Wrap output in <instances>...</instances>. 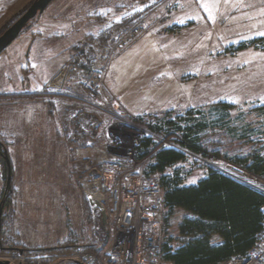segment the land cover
<instances>
[{
	"label": "rangeland",
	"instance_id": "obj_1",
	"mask_svg": "<svg viewBox=\"0 0 264 264\" xmlns=\"http://www.w3.org/2000/svg\"><path fill=\"white\" fill-rule=\"evenodd\" d=\"M33 1L0 0V34ZM261 33L264 0H53L0 53V152L8 156L0 160V259L94 263L111 244L131 242L102 224L84 188L108 162L147 178L158 174L146 171L158 149H179L188 183L208 166L228 169L236 152L264 151ZM96 75L108 103L86 86ZM213 108L237 128L221 158L148 126L190 110L211 120ZM246 124L254 132L242 137ZM145 135L154 143L139 158ZM184 214L170 215L166 236Z\"/></svg>",
	"mask_w": 264,
	"mask_h": 264
},
{
	"label": "trees",
	"instance_id": "obj_2",
	"mask_svg": "<svg viewBox=\"0 0 264 264\" xmlns=\"http://www.w3.org/2000/svg\"><path fill=\"white\" fill-rule=\"evenodd\" d=\"M218 109L211 111L215 112L211 120L196 117L190 110L185 115L158 118L148 126L156 131H177L182 145L193 153L221 158L223 140L237 128L225 121L226 114L219 113ZM198 113L206 114L201 110ZM216 127L220 130H213ZM241 131L242 137L249 131L254 132L248 124L243 130L241 127ZM153 143L150 135L143 136L136 146L137 157L145 156ZM228 158L233 165L264 177L262 149L236 152ZM184 160L182 151L165 147L156 151L153 161L146 167L148 174L160 176L166 206L164 234L166 228L171 227L170 215L178 210L186 211L178 218L172 233L164 236L165 261L169 264H212L233 255H245L262 230L264 191L213 166H208L205 175L195 182L186 183L184 169L180 167Z\"/></svg>",
	"mask_w": 264,
	"mask_h": 264
},
{
	"label": "built area",
	"instance_id": "obj_3",
	"mask_svg": "<svg viewBox=\"0 0 264 264\" xmlns=\"http://www.w3.org/2000/svg\"><path fill=\"white\" fill-rule=\"evenodd\" d=\"M101 61L104 58L100 59ZM102 76H93L86 81L88 90L97 94L99 103H108L110 97L103 94ZM112 105L114 101H112ZM115 107V106H114ZM122 163L111 161L99 170L86 184L87 194L98 199L106 212L107 221L103 222V212L100 207H93L98 212L102 224L112 232L123 230L130 233L131 242H115L102 252L99 257H91L94 263L85 260L83 255L72 258L84 264H169L164 259V216L166 206L163 197L160 176L141 178L138 173L131 172ZM228 173L262 191L264 177L251 171L229 166ZM122 178L127 181L123 184ZM97 246V250H99ZM212 264H264V219L262 230L256 241L245 254L233 255L231 258Z\"/></svg>",
	"mask_w": 264,
	"mask_h": 264
},
{
	"label": "water",
	"instance_id": "obj_4",
	"mask_svg": "<svg viewBox=\"0 0 264 264\" xmlns=\"http://www.w3.org/2000/svg\"><path fill=\"white\" fill-rule=\"evenodd\" d=\"M53 0H34L30 6L27 8V10L18 18L16 19L9 27H7L2 34H0V53L13 41L15 40L21 32L29 27L31 25L32 19L39 16L44 12V10L48 7V5ZM7 159L8 156L6 155ZM3 178H5V173L2 174ZM11 176L9 174L8 181H7V188H10V180ZM90 204L95 207H100L103 212V222L105 223L107 221L106 212L103 208V205L94 199L93 197H90ZM78 264H84L79 260H76ZM0 264H17L13 263L7 259H0ZM20 264V263H19Z\"/></svg>",
	"mask_w": 264,
	"mask_h": 264
},
{
	"label": "flooded vegetation",
	"instance_id": "obj_5",
	"mask_svg": "<svg viewBox=\"0 0 264 264\" xmlns=\"http://www.w3.org/2000/svg\"><path fill=\"white\" fill-rule=\"evenodd\" d=\"M0 160L2 161V164H5L6 162H8V159L5 155V153L0 152Z\"/></svg>",
	"mask_w": 264,
	"mask_h": 264
},
{
	"label": "bare ground",
	"instance_id": "obj_6",
	"mask_svg": "<svg viewBox=\"0 0 264 264\" xmlns=\"http://www.w3.org/2000/svg\"><path fill=\"white\" fill-rule=\"evenodd\" d=\"M235 166V165H234ZM236 167H238V166H236ZM95 169V168H94ZM131 170V169H130ZM223 170V169H222ZM97 171V170H96ZM225 172H227L226 170H224ZM131 172H134L133 170H131ZM228 173V172H227ZM228 174H230V173H228ZM231 175V174H230ZM233 176V175H232ZM236 178V177H235ZM238 179V178H237ZM241 181V180H240ZM246 183V182H245ZM248 184V183H247ZM164 197V196H163ZM94 198V197H93ZM95 199V198H94ZM96 200H98V199H96ZM93 207V206H92ZM166 234V233H165Z\"/></svg>",
	"mask_w": 264,
	"mask_h": 264
},
{
	"label": "snow or ice",
	"instance_id": "obj_7",
	"mask_svg": "<svg viewBox=\"0 0 264 264\" xmlns=\"http://www.w3.org/2000/svg\"><path fill=\"white\" fill-rule=\"evenodd\" d=\"M261 35H264V33H261Z\"/></svg>",
	"mask_w": 264,
	"mask_h": 264
}]
</instances>
